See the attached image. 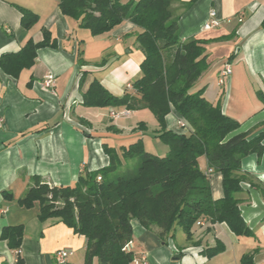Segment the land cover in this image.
<instances>
[{
	"label": "crops",
	"instance_id": "obj_1",
	"mask_svg": "<svg viewBox=\"0 0 264 264\" xmlns=\"http://www.w3.org/2000/svg\"><path fill=\"white\" fill-rule=\"evenodd\" d=\"M191 1L176 0L173 8L180 15V41H207L208 69L192 91L203 89L206 100L219 103L222 112L240 124L235 134L264 132V126L258 127L264 122V105L257 97V92H264V0ZM59 2L0 0V56L18 52L28 40L41 42L44 30L55 44L39 49L34 65L17 78L0 69V235L5 227H23L18 249L24 264H57L55 254L61 250L70 253L65 264L85 261L84 237L57 219L41 221L37 202L30 208L20 206L18 201L35 184V177L49 187L68 186L80 174L107 166L103 144L118 151L141 140L149 153L153 147L146 139L158 140L157 120L138 103L134 110L82 104L94 80L115 97L128 93L138 98L132 88L140 77L143 59L136 44L138 29L124 21L109 33L93 36L63 16ZM18 8L37 16L30 29L21 25ZM212 11L218 25L204 29ZM224 65L230 67L231 74L220 85ZM47 75L54 76L53 87L44 86ZM111 112L118 116L112 118ZM180 120L171 111L165 118L166 130L184 134ZM159 152H168V147ZM198 164L204 173L211 169L204 157ZM241 170L247 180L236 196L241 216L254 237H237L224 223H203L193 227L191 242L177 229L174 239L168 238L164 244L155 231L144 229L133 219L131 264H241L245 255H252V264H264V197L249 181L264 189V151L260 159L256 155L243 159ZM208 178L213 199H221L222 176L213 171ZM4 193L11 196L5 198ZM217 243L225 250L207 258L203 251ZM177 254L180 260L173 261ZM16 260V250L0 237V264H16Z\"/></svg>",
	"mask_w": 264,
	"mask_h": 264
},
{
	"label": "trees",
	"instance_id": "obj_2",
	"mask_svg": "<svg viewBox=\"0 0 264 264\" xmlns=\"http://www.w3.org/2000/svg\"><path fill=\"white\" fill-rule=\"evenodd\" d=\"M175 1L59 2L61 14L93 36L109 33L124 21L138 29L136 44L143 59L140 77L132 84L138 98L128 93L115 97L94 80L84 93L82 104L94 108H146L158 122L157 138L168 147L167 155L156 156L144 150L141 140L118 151L103 144L107 166L80 174L74 184L49 187L34 178L35 184L18 201L20 206L30 208L37 202L41 221L57 219L84 237V264H131L132 253L122 249L132 240L133 219L144 229L155 231L164 244L168 238L174 239L177 229L191 242L192 229L201 222L209 226L224 223L237 237H254L241 216L236 195L247 180V175L241 173L242 160L249 155L261 158L264 132L255 136V130L235 134L240 124L225 115L219 103L206 100L203 89L192 91L208 69L207 41H180V15L173 9ZM18 10L21 25L30 29L37 16L23 8ZM46 47L55 44L44 30L41 42L28 40L18 52L0 56V69L17 78L22 70L34 65L37 51ZM257 97L264 105V92H257ZM171 111L184 121V134L166 130L165 118ZM140 126L145 127L142 123ZM263 126L264 122L258 127ZM201 157L222 176L221 199L212 197L209 178L199 168ZM249 181L264 197L263 187ZM0 237L16 250V264H24L18 249L23 227H5ZM192 244L197 246L199 242ZM224 250V245L217 243L203 253L211 258ZM240 262L252 264V255L242 256Z\"/></svg>",
	"mask_w": 264,
	"mask_h": 264
},
{
	"label": "built area",
	"instance_id": "obj_3",
	"mask_svg": "<svg viewBox=\"0 0 264 264\" xmlns=\"http://www.w3.org/2000/svg\"><path fill=\"white\" fill-rule=\"evenodd\" d=\"M218 25V18L216 16V12L212 11L210 13V19L204 23V29H211L212 27H215ZM231 74V70L230 67L228 65H224L223 68H221L220 73H219V84L220 85H224L226 80L228 79V77ZM54 76L52 75H47L45 80H44V86H46V88H50L54 86ZM110 116L112 118H115L118 116V114L111 112ZM179 125L181 128L185 127V123L183 120H180ZM0 128H2V124H0ZM212 169H208L207 172L205 173L208 177L212 174ZM98 181H100V178H97ZM204 222H201L200 224L203 225ZM125 246L123 247L122 251L125 253H132V240L129 241L127 244H124ZM70 255V253L66 250H61L58 251L55 254V258H56V262L57 264H65L66 262V258Z\"/></svg>",
	"mask_w": 264,
	"mask_h": 264
},
{
	"label": "rangeland",
	"instance_id": "obj_4",
	"mask_svg": "<svg viewBox=\"0 0 264 264\" xmlns=\"http://www.w3.org/2000/svg\"><path fill=\"white\" fill-rule=\"evenodd\" d=\"M174 9V8H173ZM175 10V9H174ZM147 138V137H146ZM146 142H151L152 143V150L149 152L150 154H153V155H160V156H165V155H167V152L166 153H164V154H162L161 152H159L160 150H161V148H165V147H167L165 144H164V142L163 141H161L160 139H158L157 141L156 140H152V141H149V139L147 138L146 139ZM142 146H143V148H144V144H143V142H142ZM154 147H156V148H154ZM144 149H146V148H144ZM161 153V154H160Z\"/></svg>",
	"mask_w": 264,
	"mask_h": 264
},
{
	"label": "water",
	"instance_id": "obj_5",
	"mask_svg": "<svg viewBox=\"0 0 264 264\" xmlns=\"http://www.w3.org/2000/svg\"><path fill=\"white\" fill-rule=\"evenodd\" d=\"M172 260L173 261H179L180 260V255L179 254H177V255H175L173 258H172Z\"/></svg>",
	"mask_w": 264,
	"mask_h": 264
}]
</instances>
